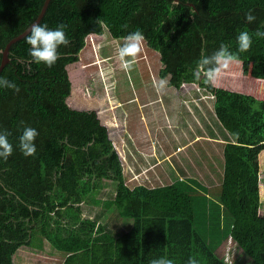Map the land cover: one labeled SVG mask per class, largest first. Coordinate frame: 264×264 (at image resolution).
I'll list each match as a JSON object with an SVG mask.
<instances>
[{
    "label": "trees",
    "instance_id": "1",
    "mask_svg": "<svg viewBox=\"0 0 264 264\" xmlns=\"http://www.w3.org/2000/svg\"><path fill=\"white\" fill-rule=\"evenodd\" d=\"M45 1L0 0V65L7 44L38 18ZM249 12L256 18L251 23ZM62 23L70 44L58 48L53 67L33 61L28 34L11 46L0 72L20 89L0 87V132L13 146L7 161L0 159V264H18L23 249L46 253L48 247L63 261L50 264H151L161 257L173 264H188L190 257L197 264H264V99L217 87L198 71L202 55L237 41L241 27L264 26V0H51L39 24L54 30ZM106 30L116 39L139 30L160 54V78L176 90L197 85L213 97L215 123L234 138L223 149L219 205L230 214L231 240L248 262L218 255L200 226L208 214L199 213L185 190L171 183L129 185L98 113L68 104L78 88L68 66L79 61L90 33ZM26 127L39 133L32 157L19 146ZM105 181L115 184V194L102 201L97 192ZM101 204L124 219L117 230L84 216V205Z\"/></svg>",
    "mask_w": 264,
    "mask_h": 264
},
{
    "label": "rangeland",
    "instance_id": "2",
    "mask_svg": "<svg viewBox=\"0 0 264 264\" xmlns=\"http://www.w3.org/2000/svg\"><path fill=\"white\" fill-rule=\"evenodd\" d=\"M259 30L264 31V26ZM245 31L252 36L251 48L247 52L241 53L238 50V42L230 40L228 49L238 56L240 63L224 68L222 71L232 72L234 75L221 74L213 84L217 87L264 99V86H261L257 79L264 78V37H257L255 35L257 31H251L246 26L241 27L240 33ZM123 43L124 39L112 37L107 30L103 35H94L89 40L86 39V47L81 52L79 61L68 66V72L72 69L78 79V88L74 89L73 106L70 101L72 95L67 102L70 107L77 110H94L98 113L103 124L115 125L114 128L107 127L122 160L126 179H130V181L127 180L129 185L155 186L159 183L164 184L169 182L165 180V176L177 180L174 178L173 170L167 168L170 162L164 161L163 157L166 151L176 156H182L188 152V150L175 151L184 145V140H181L180 135L188 137L193 127L194 130L197 129L200 115L195 107L191 112L196 111V115L189 114L187 106L190 105V102H192L191 104L195 103L194 97H189L187 106L186 104L182 105L183 99H185L183 91L197 90V85H186L177 91L166 82L163 89L159 88L160 54L150 48L145 39L142 51L136 58L132 69H124L117 54V50ZM233 84L236 86L235 88ZM208 114L209 110L206 108V117ZM171 122L172 126L168 127L167 125ZM173 136L175 140L170 142L168 138ZM225 137L229 139L226 133ZM153 138H156L154 144L151 141ZM259 160L261 166L260 184L264 186V151L260 154ZM203 181L205 186H208L211 196L219 201L218 192L222 175L218 169L214 168L213 177L207 173L204 174ZM104 183V190L97 192V197L102 201L115 194V184L111 181ZM205 195L206 192L203 197ZM263 201L264 194L261 193V202ZM206 203L200 205L196 201L199 213L204 211L208 214L207 224L205 220H201L200 226L211 245L219 248L218 255L229 262L242 260L248 262V258L244 257L242 250L231 240L232 219L228 211L213 199L210 206H207ZM84 216L92 218L97 216L102 223L109 225L110 228H115V230L118 229L115 226L124 222L116 208L108 210L102 204L100 206L84 205ZM131 222L128 223L126 220L123 226L130 227ZM204 223L206 226L203 225ZM120 232L121 230L118 231V234ZM49 248L46 253H35L23 249L18 255L17 262L18 264L61 262L60 255L53 254Z\"/></svg>",
    "mask_w": 264,
    "mask_h": 264
},
{
    "label": "clouds",
    "instance_id": "3",
    "mask_svg": "<svg viewBox=\"0 0 264 264\" xmlns=\"http://www.w3.org/2000/svg\"><path fill=\"white\" fill-rule=\"evenodd\" d=\"M245 19L251 23L256 18L251 12H249ZM65 28L66 25L63 23L58 25L54 30L49 29L46 24H35L31 27L30 34L26 37V42L31 46L29 55L33 58L35 63H43L48 68H51L56 64L60 59L58 48L60 46L67 47L70 44ZM90 35L94 34L90 33ZM255 35L257 37H264V31L257 30ZM144 39L145 37L139 30L124 37L123 45L117 50L118 58L122 62V67L124 69H132V66L136 62V58L142 51ZM237 42L239 52H247L253 43L252 36L246 31L241 32L237 37ZM238 63H240L238 56L231 53L227 45L221 44L220 48L211 56L202 55L201 59L198 61V71L203 73L207 82L213 83L221 75L224 68L231 64ZM165 85L166 81L161 80L159 81L158 87L163 89ZM0 87L13 89L16 92L20 91L15 82L6 78H0ZM38 135V131L34 128L26 127L24 129L23 134L20 137L19 146L20 150L26 157H32L36 154L37 149L35 146V140ZM12 154L13 146L9 143L8 133L0 132V159H3L6 162ZM151 264H173V261L161 257L153 260ZM188 264H197V260L194 257H190Z\"/></svg>",
    "mask_w": 264,
    "mask_h": 264
},
{
    "label": "crops",
    "instance_id": "4",
    "mask_svg": "<svg viewBox=\"0 0 264 264\" xmlns=\"http://www.w3.org/2000/svg\"><path fill=\"white\" fill-rule=\"evenodd\" d=\"M159 81L165 80L168 83V79H162L158 76ZM155 79V78H154ZM156 81V79H155ZM192 86V85H190ZM193 88V87H192ZM197 90L188 89L183 91L184 97L183 104H188L189 97H194L193 100L195 103L187 106L189 109L190 115H196V111L191 112L195 107L200 115V122L197 124V129L191 130L192 132L188 137H183L180 135L181 140H184V145L177 148L175 152L187 151V154L182 156L173 155V153L165 152L164 161H169L170 165L167 167L174 174V178H167L165 180L169 181L167 183L175 184L181 189L185 190L190 194L200 205L207 202V206H210L211 200L219 202L211 196V193L208 189V186H205L203 181L204 174H208L210 177L214 175V168H217L218 171L223 175L224 172V156L223 149L224 145L228 141H234V138L230 137L224 129L220 128L216 123V117L214 112V102L213 97L206 96L205 92L201 90L198 86ZM178 91V90H177ZM208 99V100H207ZM194 105V106H193ZM206 108L209 110V114L206 117ZM143 118V117H142ZM182 119V115H181ZM105 125L110 126L109 128H114L115 125ZM168 127L172 126V122L167 125ZM108 128V129H109ZM207 128V129H206ZM110 132V130H109ZM225 133L229 136V139L225 137ZM175 137H170L168 140L173 142ZM141 141V140H140ZM152 144L156 142V138H153ZM175 157V161H174ZM176 174V175H175ZM208 180V177L206 176ZM130 181L129 178L126 179ZM129 184V182H127ZM165 184V183H164ZM221 185V184H220ZM202 191V192H201ZM221 187L219 188L218 194H220ZM206 192L205 197H203ZM262 193V192H261ZM198 194V195H196ZM205 206V205H204ZM203 209V208H202Z\"/></svg>",
    "mask_w": 264,
    "mask_h": 264
},
{
    "label": "water",
    "instance_id": "5",
    "mask_svg": "<svg viewBox=\"0 0 264 264\" xmlns=\"http://www.w3.org/2000/svg\"><path fill=\"white\" fill-rule=\"evenodd\" d=\"M51 0H46L45 1V4L42 8V11L41 13L39 14L38 18L22 33L20 34L19 36H17L16 38H14L13 40H11L6 48L4 49L3 51V59H2V63L0 65V72L4 69V67L10 62V58H9V54H10V49H11V46L16 43L17 41L23 39L24 37H26L28 34H30V29L33 25L35 24H39L42 20V18L44 17L47 9H48V6L50 4Z\"/></svg>",
    "mask_w": 264,
    "mask_h": 264
}]
</instances>
